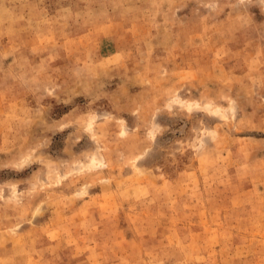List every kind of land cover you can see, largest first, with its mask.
<instances>
[{
	"label": "rangeland",
	"instance_id": "rangeland-1",
	"mask_svg": "<svg viewBox=\"0 0 264 264\" xmlns=\"http://www.w3.org/2000/svg\"><path fill=\"white\" fill-rule=\"evenodd\" d=\"M0 264H264V0H0Z\"/></svg>",
	"mask_w": 264,
	"mask_h": 264
}]
</instances>
